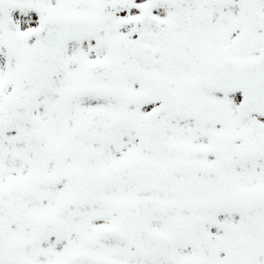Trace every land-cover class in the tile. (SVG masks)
Instances as JSON below:
<instances>
[{"label": "snow or ice", "instance_id": "1", "mask_svg": "<svg viewBox=\"0 0 264 264\" xmlns=\"http://www.w3.org/2000/svg\"><path fill=\"white\" fill-rule=\"evenodd\" d=\"M0 264H264V0H0Z\"/></svg>", "mask_w": 264, "mask_h": 264}]
</instances>
